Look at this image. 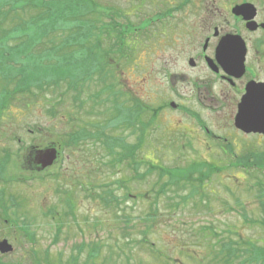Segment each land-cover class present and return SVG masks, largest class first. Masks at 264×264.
<instances>
[{
	"label": "rangeland",
	"instance_id": "rangeland-1",
	"mask_svg": "<svg viewBox=\"0 0 264 264\" xmlns=\"http://www.w3.org/2000/svg\"><path fill=\"white\" fill-rule=\"evenodd\" d=\"M81 1L93 4L94 11L82 20L90 19L95 27L94 35L83 45L100 44L101 51L95 50L96 57L104 53L106 62L112 64L108 78L104 76L99 81L98 74H94L85 88V97L98 91L102 92L99 98L86 99L77 109L64 86L43 90L37 98L20 96L13 94L16 79L11 82L0 75V91L11 93L5 101L7 106L0 109V121L36 125L38 147L59 148L57 164L39 172L36 183L32 187L29 184V189L22 186L30 192L24 210L35 215L32 224H24L23 232L18 230L22 226L0 225V240L5 238L12 246L11 252L0 253V262L68 264L77 257L75 264H227L217 258L220 255L216 257L219 239L226 242L232 239L242 247L240 242L249 240L261 249L264 259V226L256 222L264 217L259 204L264 196H258V182L264 185V165L261 170L250 168L245 172L233 167L229 157L238 149L239 154L254 153L246 157L249 160L257 157L264 152V138L243 137V142L236 145V139L226 135L231 131L227 122L230 109L226 106L229 97L225 98L220 91L226 92L227 87L221 82L214 83L213 74L201 68L190 69L185 63V57L194 54L202 40L206 22L201 19L208 7L209 22L217 27L219 35L239 30L247 44L246 66L257 79L264 81V37L248 32L230 12L232 3L240 0H192L177 13V19L165 18V24L174 29L172 37L158 33L148 36L145 18L156 17V13L165 9L172 10L170 7L178 0ZM247 2L255 5L258 19L264 20V0ZM36 3L37 0H2L0 37L10 35L9 44H13L15 36L25 40L26 34L15 35L13 29L20 24L26 29L24 22L41 14L39 9L43 7H37ZM67 20L34 49L39 54L46 50L41 48L51 47L52 58L48 60L45 55L39 64L66 63L62 54L68 50L57 49L60 41L71 30L81 29L80 26L71 29V21ZM154 25L158 27L160 23ZM121 26L126 29L124 35L121 30L125 29ZM120 40H123L122 47ZM214 45L216 39L212 42ZM14 65L3 61L5 68L16 71ZM51 68L32 72L30 80L35 82L44 72L56 77L61 71ZM164 69L177 73L172 83L163 76ZM196 76L203 79L199 81L202 83L199 90L193 85ZM110 81L115 83V88H103ZM115 95L127 100L126 104L137 103L140 114L136 115L133 125L125 122L112 127L105 125L116 115L112 110ZM25 101L29 102L27 106ZM169 101L190 109L209 130L226 137L230 146L225 145L222 150L229 156L204 134L193 116L179 107H168ZM147 122L145 133L138 139L143 130L139 123ZM93 124L100 132L103 129L111 137H124L126 144L138 145L135 150L131 147V151L135 153L133 164L139 165L140 174L145 173L143 179H134V171L125 163L109 162V156L97 141L87 139L75 145L66 144L67 135L72 131L82 126L92 130ZM199 160L213 163L219 172L203 180L197 194L181 201V196L188 194L195 182L177 186L173 183L165 193H158L155 166L148 170L153 161L172 169ZM116 180L122 182L121 189L113 183ZM115 196L117 203L104 201V197L111 200ZM243 212L247 220L241 216ZM92 251L95 255L90 257Z\"/></svg>",
	"mask_w": 264,
	"mask_h": 264
},
{
	"label": "trees",
	"instance_id": "trees-1",
	"mask_svg": "<svg viewBox=\"0 0 264 264\" xmlns=\"http://www.w3.org/2000/svg\"><path fill=\"white\" fill-rule=\"evenodd\" d=\"M1 1L2 0H0V2ZM1 5L2 4H0V12ZM36 5L37 7H43V9H39L41 14L36 15L38 17H33L30 22H24L26 29L24 28L23 24H20L21 26L15 27L13 29L15 35L22 36L23 34H26L25 40H19L21 37L16 38L15 36L13 44H9L8 39L11 38L10 35H6L3 38L0 37V75L4 76V78H9L11 82L16 79V86L13 89V94L20 96L29 95V98H37L41 91L49 90L48 88L50 87L57 88L64 86V89L70 93L72 104L75 106V108L80 109L81 104L86 102V99L96 100L99 98V95L102 94V92L97 91L94 93H88L85 97V88L88 83H90V80L93 79L94 74H98L96 80L100 81L104 80V76L108 78L107 75H110L112 72V64L106 62L104 53H100L99 58L96 57L98 53L95 50L101 51L100 44L84 47L87 40H89L91 36L94 35L95 27L92 26L90 19L82 20V18L87 13L94 11V9L91 7L93 4L88 5L85 1L83 2L81 0H37ZM42 17H44V19ZM67 19H70L71 21L69 26L71 29L76 26H80L81 29L79 31H76L75 29L71 30L68 36L63 37V39L60 41V45L57 49H61L62 51L64 49L68 50L65 52V54H62L66 63L58 62L57 64L53 65L39 64L40 62H43V57L45 55L48 57V60L52 58L51 54L49 53V49L51 47L41 48L46 50L39 54L38 52L34 51V49L39 48L38 45L44 43L43 39L56 30L59 25H61L62 21H68ZM55 22L58 24L56 25ZM121 27L123 28V26ZM128 30H131V27H129ZM121 33L124 35L126 33V29L121 30ZM95 42H97V37H95ZM122 44L123 40H120L121 47ZM3 61L14 63V68L16 71H13L9 67L5 68L3 66ZM105 65L106 67L104 68L103 66ZM17 66L18 68L16 69ZM51 67L61 70L56 75V77H54L50 72H44L39 75V77H36L35 82L30 80L32 72H37L40 69L48 70V68ZM114 82L116 81L114 80ZM114 82L110 81L109 84H105L103 88L113 90L116 86ZM44 87L46 88L44 89ZM5 92L6 90L0 91V109L7 106L5 105V101H8V97L11 95V93L6 94ZM59 97H61V95H59ZM26 98L25 100H27ZM58 100L60 99L58 98ZM126 101L127 100L125 99L120 100V95H115L112 103V110L116 111L115 117H118L119 121L115 122V120H117L115 117L109 119L110 123H105L107 127L109 125L112 127V124L116 125L120 121L122 123H128L129 125H133L132 122L135 123L136 115L140 114L139 109L137 108V103L134 101H128L129 104H126ZM131 102L132 104H130ZM28 103L29 102L25 101L26 106ZM125 104L131 106H124ZM155 115L156 112H153V116ZM70 120L71 122L75 121L72 118H70ZM139 124L143 125L144 130L148 125V122L147 124ZM94 127L95 124L92 125V130H89V127L86 128V126H82L80 129L72 131L67 137L68 141H66V144L75 145L76 143L87 139L97 141L102 145L105 154L109 156V162L116 164L125 163L128 169H132L134 171V179H143L145 173L140 174L138 167L139 165L133 164V160H135V153L131 151V147H134L135 150L138 145L120 142L121 139H119V136L111 137L112 135L108 132L105 134L103 129L100 132ZM143 130L140 133V137L138 139H141V135L145 133L146 130ZM148 160L150 161V159ZM152 163L155 165L151 164L148 170H151V168L155 166L154 169L156 170L154 172L157 174V182L159 183L158 193H165V189L168 190L173 183H176L177 186L183 182H191L193 184L195 182L188 194L181 196V201L184 202L188 197H192L193 195L197 194L198 187L201 188L204 183L203 180H208L210 177L209 175L219 171V168L215 167L211 162L205 160L192 161L186 167L177 166L172 169L170 167L166 168L155 161ZM236 165L242 166L245 170H248L247 168L251 167L261 169L264 165V152L250 160L244 157L243 159L238 160ZM162 178H165V180L161 181ZM113 183H117L116 187L119 188V183H121V181L119 182L117 180V182ZM108 193L110 194V192ZM108 193H105V195ZM108 198L109 197H104V201L107 200L109 203L110 201L112 203H117V200H115L117 199L116 196L111 200H108ZM261 223L264 224V220ZM240 243L244 246H239V242L232 240L228 242H220L216 257L217 255H220V257L217 258H221L222 261L227 264H232L233 262V264L264 263V259H262V252H260L261 249L256 246V244L250 243L249 240ZM79 250L78 251L81 252L82 248ZM91 255L94 256L93 251L91 252ZM76 258L77 257L72 258L73 262H68V264H75Z\"/></svg>",
	"mask_w": 264,
	"mask_h": 264
},
{
	"label": "flooded vegetation",
	"instance_id": "flooded-vegetation-1",
	"mask_svg": "<svg viewBox=\"0 0 264 264\" xmlns=\"http://www.w3.org/2000/svg\"><path fill=\"white\" fill-rule=\"evenodd\" d=\"M192 0H178L172 7V10H164L156 13V17L145 18V26H146V34L150 36L153 33L162 36L172 37L174 29L171 26H167L165 24V18L169 19H177L176 15L179 11H181L186 5H188ZM247 2V0H240V2H233L231 8L235 5L242 4ZM254 5V4H253ZM255 6V5H254ZM230 8V12H231ZM168 11V12H167ZM167 13V14H166ZM236 21H240L244 28L246 29V22L244 21L242 16L233 15ZM206 22L205 26L202 27L203 33L202 40L198 42V48L194 51V54H190L185 57V63L190 69L201 68L206 72H209L214 75L213 82H221L227 87L226 92L220 91V93H224V97H229L228 106V118L227 122L230 126L231 130L226 135H229L234 140L236 139V145L241 144L243 142V137H252L255 140L264 138V135L261 133H246L240 129H238L235 125V118L238 110V104L245 94L246 85L250 81L255 82H264L262 80L257 79L254 73H250L251 71L246 66V58H245V72L240 77H234L225 73L222 68L217 64L215 60V48L223 35L226 34H239V30L235 29L234 32H226L219 35V30L217 27H214L212 23L209 22L208 15V7L202 16V19ZM255 21L257 23H262L264 20L258 19L257 8L255 14ZM159 22L160 25L155 27V23ZM154 25V29H150V26ZM247 30V29H246ZM248 31V30H247ZM250 33H258L260 37H264V30L261 28L256 29L255 31H248ZM241 36V35H240ZM242 37V36H241ZM243 38V37H242ZM216 39V45L212 47L213 40ZM244 39V38H243ZM245 41V39H244ZM260 42V41H259ZM246 43V41H245ZM258 43V42H257ZM258 45V44H257ZM247 47V44H246ZM247 56V52H246ZM208 60H212L214 64L217 65V71H213L209 65ZM163 76L168 79L169 82L172 83L173 80L177 78V73L173 72L172 69L170 71L163 70ZM203 79H199V77H194L195 81L193 83L196 90L201 88L202 83L199 82ZM209 81V80H208ZM209 86V84H208ZM210 88H213L210 86ZM228 93L229 95H227ZM176 108V107H175ZM119 123H122L121 121ZM203 130L208 137L217 145H220V148L226 146H230V143L227 142L226 137H221L217 135L215 132L209 130L205 125L203 126ZM225 135V134H221ZM124 143L126 140L124 137L119 136ZM57 148L59 153V148L57 146L49 145L43 146L42 148L38 147V139H37V126L32 125L29 122H5L0 121V225H22V224H32V220L34 219V214H31L26 210H24L29 202V194L30 192L24 191L32 187V183H36L38 173L45 171L46 169L53 167L57 164V159L59 155L57 154V158L53 161L52 165L46 168H42L39 164L40 157L42 155L41 151H45L51 148ZM238 148V147H237ZM222 153L226 155L223 150ZM228 154V153H227ZM245 154H239V149L237 153H233L229 156L230 160H236L241 158ZM247 156V155H245ZM25 186V187H22ZM32 195L30 196V200ZM28 210V209H27ZM5 239V238H3ZM1 263V262H0Z\"/></svg>",
	"mask_w": 264,
	"mask_h": 264
},
{
	"label": "water",
	"instance_id": "water-1",
	"mask_svg": "<svg viewBox=\"0 0 264 264\" xmlns=\"http://www.w3.org/2000/svg\"><path fill=\"white\" fill-rule=\"evenodd\" d=\"M232 13L242 16L247 20L246 27L255 30L257 25L251 21L256 14V9L251 3H243L232 8ZM264 28V23L261 24ZM246 45L241 36L226 34L222 36L215 48V60L222 70L228 75L240 77L245 72ZM210 67L217 71L218 67L209 60ZM235 125L245 132H258L264 134V82L250 81L246 85V92L238 105ZM42 167L50 165L56 158L55 149L42 152L40 157ZM12 246L7 240L0 241V252L7 253Z\"/></svg>",
	"mask_w": 264,
	"mask_h": 264
}]
</instances>
